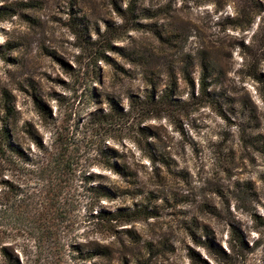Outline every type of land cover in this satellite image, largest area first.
Listing matches in <instances>:
<instances>
[{"label": "rangeland", "instance_id": "374dc122", "mask_svg": "<svg viewBox=\"0 0 264 264\" xmlns=\"http://www.w3.org/2000/svg\"><path fill=\"white\" fill-rule=\"evenodd\" d=\"M0 264H264V0H0Z\"/></svg>", "mask_w": 264, "mask_h": 264}, {"label": "trees", "instance_id": "16d2710c", "mask_svg": "<svg viewBox=\"0 0 264 264\" xmlns=\"http://www.w3.org/2000/svg\"><path fill=\"white\" fill-rule=\"evenodd\" d=\"M101 57L103 56V54H100ZM205 78L207 77L208 73L207 71L204 69L203 72ZM206 81H203V86L205 85ZM2 136V135H1ZM2 139L4 140L3 144L5 145V147L9 150V152L13 155V156H17V157H22L21 153L18 152L11 144H9V141L7 140V138L5 137V135L3 134ZM92 190V189H91ZM11 263V262H9Z\"/></svg>", "mask_w": 264, "mask_h": 264}]
</instances>
